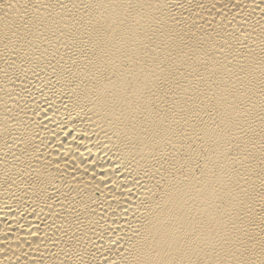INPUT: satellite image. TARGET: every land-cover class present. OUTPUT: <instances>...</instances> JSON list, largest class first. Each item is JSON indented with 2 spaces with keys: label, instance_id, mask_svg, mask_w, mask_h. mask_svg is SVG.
<instances>
[{
  "label": "bare ground",
  "instance_id": "obj_1",
  "mask_svg": "<svg viewBox=\"0 0 264 264\" xmlns=\"http://www.w3.org/2000/svg\"><path fill=\"white\" fill-rule=\"evenodd\" d=\"M0 264H264V0H0Z\"/></svg>",
  "mask_w": 264,
  "mask_h": 264
}]
</instances>
